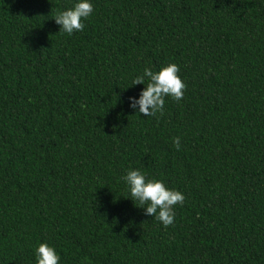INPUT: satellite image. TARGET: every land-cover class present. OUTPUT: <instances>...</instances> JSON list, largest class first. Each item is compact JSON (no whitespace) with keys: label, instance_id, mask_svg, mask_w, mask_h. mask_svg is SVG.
I'll return each instance as SVG.
<instances>
[{"label":"trees","instance_id":"1","mask_svg":"<svg viewBox=\"0 0 264 264\" xmlns=\"http://www.w3.org/2000/svg\"><path fill=\"white\" fill-rule=\"evenodd\" d=\"M77 2L0 0V264H264V0H90L59 32ZM169 63L183 98L139 114ZM132 169L185 196L172 225Z\"/></svg>","mask_w":264,"mask_h":264},{"label":"clouds","instance_id":"2","mask_svg":"<svg viewBox=\"0 0 264 264\" xmlns=\"http://www.w3.org/2000/svg\"><path fill=\"white\" fill-rule=\"evenodd\" d=\"M93 5L90 0H78L74 6L57 11L54 16L56 24L60 25V31L72 35L74 32L83 31L86 20L93 13ZM180 68L175 63L162 66L159 71L145 68L143 74L138 75L132 81L133 85L143 84L144 88L139 94V99L129 97L130 107L136 109L143 116L163 115L165 98L171 97L179 102L186 89L178 73ZM81 107H85L81 105ZM174 147L180 150V138H173ZM129 188L131 200L138 201L145 209V215L152 216L165 227L174 223L175 207L183 205L185 196L178 190L171 189L159 179H147L145 174L138 169L127 171L122 177ZM36 264H59L60 256L55 248L47 242H40L35 249Z\"/></svg>","mask_w":264,"mask_h":264}]
</instances>
